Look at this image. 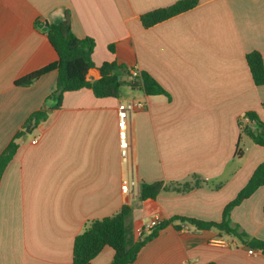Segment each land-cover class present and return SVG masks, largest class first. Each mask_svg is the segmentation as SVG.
I'll list each match as a JSON object with an SVG mask.
<instances>
[{
  "label": "crops",
  "instance_id": "obj_1",
  "mask_svg": "<svg viewBox=\"0 0 264 264\" xmlns=\"http://www.w3.org/2000/svg\"><path fill=\"white\" fill-rule=\"evenodd\" d=\"M178 1L0 0V154L34 112L48 113L18 140L0 182V264H73L75 237L124 205L133 208L128 223L136 239L150 219L172 220L132 264H264V251L216 227L181 220L221 222L226 205L264 162V147L242 130L249 112L264 121V85L254 83L246 59L253 51L264 59V0H198L143 26L144 14ZM67 16L77 37L94 39L96 68L116 62L149 73L166 93L147 95L138 84L128 96L97 98L83 88L66 92L53 109L47 99L57 72L16 85L57 61L39 25ZM130 101L143 107L129 119L126 164L117 109ZM193 175L205 184L140 200L143 183L168 186ZM126 179L136 181L130 194L122 192ZM230 220L250 239L264 240V186L233 208ZM113 258L107 246L90 264Z\"/></svg>",
  "mask_w": 264,
  "mask_h": 264
},
{
  "label": "trees",
  "instance_id": "obj_2",
  "mask_svg": "<svg viewBox=\"0 0 264 264\" xmlns=\"http://www.w3.org/2000/svg\"><path fill=\"white\" fill-rule=\"evenodd\" d=\"M198 0H181L177 3L148 12L141 17L145 28L154 26L173 16L194 8ZM47 37L51 46L57 53L58 59L37 71L30 73L16 81L18 86H30L40 77L50 72H57L56 90L48 97L55 105L53 109H59L63 96L66 92L78 91L83 88L92 90L97 98H120L123 85L134 86L132 81L137 80L139 86L147 95L165 94V89L149 73L141 72L138 76L131 75V68L125 65H118L116 62H104L96 68L92 53L95 48V41L92 38H79L72 31L69 17L56 24L48 25ZM110 50L114 46L109 47ZM253 81L256 85H264V59L260 52L253 51L246 56ZM96 78L91 80V76ZM130 76V81L123 80V76ZM46 110L34 112L26 121L25 127L19 131L7 147L0 154V182L9 163L16 155L20 143L19 139L25 136L26 129L34 128L47 119ZM247 122L243 125V133L249 136L253 142L264 147V121L255 112L246 114ZM242 155L241 152L238 153ZM205 182L198 176L193 175L190 181L165 186L162 182L141 185L140 200L155 199L163 190L177 192H188L194 188L201 187ZM264 186V162L259 164L249 181L237 196L229 202L223 212L222 221L219 223L203 222L191 218H182L183 222H189L199 229L216 227L221 231L233 235L249 244L251 248L264 251V240L252 238L235 228L231 224L230 214L233 208L239 206L244 200L250 198L259 188ZM131 205H124L121 210L112 217L93 221L89 227L78 234L73 246V264H90L102 250L109 246L114 250L113 261L109 264H132L136 261L141 249L152 239L156 238L159 231L172 220L164 221L150 234L140 236L136 239L128 219L132 215Z\"/></svg>",
  "mask_w": 264,
  "mask_h": 264
},
{
  "label": "built area",
  "instance_id": "obj_3",
  "mask_svg": "<svg viewBox=\"0 0 264 264\" xmlns=\"http://www.w3.org/2000/svg\"><path fill=\"white\" fill-rule=\"evenodd\" d=\"M131 75L136 77L139 75L138 71L131 69ZM143 107V103L130 101V102H121L118 105L117 114L119 121V146L121 160L123 163H128L131 161V144L129 141V119L131 114L136 108ZM136 185L134 179H126L122 183V192L124 194H130L133 188ZM162 224V220L159 217H154L150 219L140 230L141 236L150 234L156 227ZM250 254H253V250H249Z\"/></svg>",
  "mask_w": 264,
  "mask_h": 264
},
{
  "label": "water",
  "instance_id": "obj_4",
  "mask_svg": "<svg viewBox=\"0 0 264 264\" xmlns=\"http://www.w3.org/2000/svg\"><path fill=\"white\" fill-rule=\"evenodd\" d=\"M39 27L41 28V29H43V31H48V24L47 23H44V24H41V25H39ZM132 84L134 85V86H137L138 84H139V82L137 81V80H134V81H132ZM29 127L27 128V131H29Z\"/></svg>",
  "mask_w": 264,
  "mask_h": 264
},
{
  "label": "rangeland",
  "instance_id": "obj_5",
  "mask_svg": "<svg viewBox=\"0 0 264 264\" xmlns=\"http://www.w3.org/2000/svg\"><path fill=\"white\" fill-rule=\"evenodd\" d=\"M123 77H124V76H123ZM123 80H125V79H123ZM129 92H132L130 85H128V84L123 85L122 90H121V95H122V96H123V95H124V96H128V95H125V93L127 94V93H129Z\"/></svg>",
  "mask_w": 264,
  "mask_h": 264
}]
</instances>
